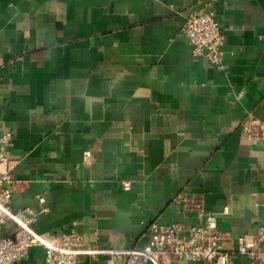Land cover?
Segmentation results:
<instances>
[{
	"label": "crops",
	"instance_id": "crops-1",
	"mask_svg": "<svg viewBox=\"0 0 264 264\" xmlns=\"http://www.w3.org/2000/svg\"><path fill=\"white\" fill-rule=\"evenodd\" d=\"M206 1L0 0L11 207L34 209L38 233L76 231L85 248H141L153 222L200 224V208L217 214L227 251L257 232L264 143L241 126L248 114L264 120V0L214 3L223 69L182 36ZM180 195L190 203H177ZM45 258L34 246L15 264ZM80 264L123 263L103 255Z\"/></svg>",
	"mask_w": 264,
	"mask_h": 264
},
{
	"label": "built area",
	"instance_id": "built-area-1",
	"mask_svg": "<svg viewBox=\"0 0 264 264\" xmlns=\"http://www.w3.org/2000/svg\"><path fill=\"white\" fill-rule=\"evenodd\" d=\"M208 0L202 9H193L186 17L182 36L192 45L194 54L205 57L215 67L223 69L225 35L216 20L213 5ZM243 136L252 143H264V120L248 114L241 126ZM14 145L11 133L0 137V264H15L29 255L34 246L46 251L44 264H80L85 256L107 255L123 264H238L234 256L247 257L248 264H264V218L255 234L241 235L237 249L224 248L225 234L219 229L218 216L199 209L200 224H160L149 228V242L141 248H85L83 235L72 231L51 238L34 229L38 213L32 208L14 211L11 207L12 160L9 150ZM130 189L129 182L124 183ZM41 201H44L41 199ZM191 199L180 195L176 202L189 204ZM189 210H192L191 208ZM11 228L12 234L5 232Z\"/></svg>",
	"mask_w": 264,
	"mask_h": 264
}]
</instances>
